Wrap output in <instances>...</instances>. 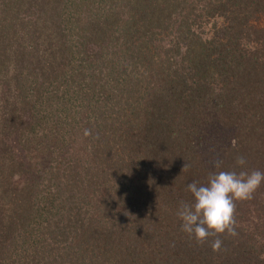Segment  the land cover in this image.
Listing matches in <instances>:
<instances>
[{"label": "trees", "instance_id": "obj_1", "mask_svg": "<svg viewBox=\"0 0 264 264\" xmlns=\"http://www.w3.org/2000/svg\"><path fill=\"white\" fill-rule=\"evenodd\" d=\"M257 170L264 0H0V264H264V183L236 236L177 214Z\"/></svg>", "mask_w": 264, "mask_h": 264}, {"label": "clouds", "instance_id": "obj_2", "mask_svg": "<svg viewBox=\"0 0 264 264\" xmlns=\"http://www.w3.org/2000/svg\"><path fill=\"white\" fill-rule=\"evenodd\" d=\"M245 164L243 157L236 159L238 167ZM216 167H219L218 163ZM262 183L264 172L258 170L220 171L211 175L206 185L189 183L187 190L192 195V202L183 204L177 213L181 230L197 242H204L210 236H236L235 202L251 199ZM221 245L222 240L216 238L212 242V250L218 251Z\"/></svg>", "mask_w": 264, "mask_h": 264}, {"label": "rangeland", "instance_id": "obj_3", "mask_svg": "<svg viewBox=\"0 0 264 264\" xmlns=\"http://www.w3.org/2000/svg\"><path fill=\"white\" fill-rule=\"evenodd\" d=\"M206 32L210 33V30L209 31L207 30ZM205 35H207V34H205ZM13 150H14L15 154L20 156L19 158H24V153L21 152L18 143H13Z\"/></svg>", "mask_w": 264, "mask_h": 264}]
</instances>
